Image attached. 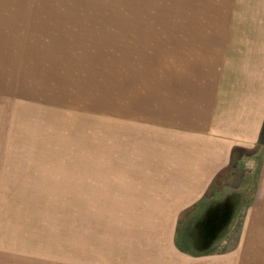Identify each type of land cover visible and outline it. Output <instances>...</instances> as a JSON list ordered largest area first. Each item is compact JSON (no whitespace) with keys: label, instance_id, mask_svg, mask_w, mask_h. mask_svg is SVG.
<instances>
[{"label":"rangeland","instance_id":"rangeland-1","mask_svg":"<svg viewBox=\"0 0 264 264\" xmlns=\"http://www.w3.org/2000/svg\"><path fill=\"white\" fill-rule=\"evenodd\" d=\"M257 46L264 59V0H0V264H135L125 256L135 216L109 198L101 140L158 125L141 97L249 63ZM263 150L231 170L222 190L243 194L235 208L250 201ZM241 216L206 240L192 239L194 219L177 244L231 249Z\"/></svg>","mask_w":264,"mask_h":264},{"label":"crops","instance_id":"crops-1","mask_svg":"<svg viewBox=\"0 0 264 264\" xmlns=\"http://www.w3.org/2000/svg\"><path fill=\"white\" fill-rule=\"evenodd\" d=\"M217 66L161 89L159 99L141 97V110H156L157 119L150 120L158 125L110 130V145L101 140V150L109 155V198L119 195L120 213L135 216L125 244V256L135 264H264V150L248 203L235 208L243 194L222 190L232 168H241L258 144L264 146L262 47L249 63ZM85 173L81 164V186L90 177ZM225 200L232 201L233 215H242L236 245L201 255L179 247L177 234L188 235L194 219L221 201L222 211Z\"/></svg>","mask_w":264,"mask_h":264},{"label":"trees","instance_id":"trees-1","mask_svg":"<svg viewBox=\"0 0 264 264\" xmlns=\"http://www.w3.org/2000/svg\"><path fill=\"white\" fill-rule=\"evenodd\" d=\"M222 202L223 201L211 206L207 211L202 214V216H197L194 221L196 235H190L192 239L194 237H201L202 240H206V234H202V232L214 231V234L213 232L211 233L213 236L218 235L219 232H223L225 230V228L229 225L231 216H233V204L231 200V203L228 202V200H225L226 207L221 211V204H223Z\"/></svg>","mask_w":264,"mask_h":264}]
</instances>
